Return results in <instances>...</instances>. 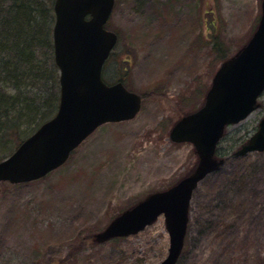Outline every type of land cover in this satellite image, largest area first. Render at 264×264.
I'll use <instances>...</instances> for the list:
<instances>
[{
  "label": "rangeland",
  "instance_id": "374dc122",
  "mask_svg": "<svg viewBox=\"0 0 264 264\" xmlns=\"http://www.w3.org/2000/svg\"><path fill=\"white\" fill-rule=\"evenodd\" d=\"M54 1L0 0L2 16L11 17L13 2L45 13L41 45L23 65L33 85L20 93L6 89L29 107L42 106L32 123L52 117L58 105ZM260 14L261 0H115L106 28L118 41L103 79L139 94L140 112L96 129L46 177L0 183V264H160L169 247L163 216L134 236L99 244L90 238L193 173L194 145L172 143L170 131L205 104L214 73L247 43ZM263 116L264 93L247 119L224 129L222 164L193 192L175 264H264V151L235 155ZM27 128L19 124L0 135V160L29 136Z\"/></svg>",
  "mask_w": 264,
  "mask_h": 264
},
{
  "label": "water",
  "instance_id": "95a60500",
  "mask_svg": "<svg viewBox=\"0 0 264 264\" xmlns=\"http://www.w3.org/2000/svg\"><path fill=\"white\" fill-rule=\"evenodd\" d=\"M114 0H55L52 30L54 63L59 70V104L54 117L0 162V182L25 183L62 165L70 152L105 123L133 119L141 96L122 83L106 85L101 78L116 35L104 29ZM264 91V0L253 35L214 74L205 104L183 117L170 131L174 143L189 142L198 154L192 174L169 189L153 193L115 218L98 242L142 231L160 215L169 235L166 258L175 264L183 247L188 209L197 185L222 164L214 158L224 128L246 119ZM264 151V117L258 131L236 152L243 156Z\"/></svg>",
  "mask_w": 264,
  "mask_h": 264
},
{
  "label": "trees",
  "instance_id": "16d2710c",
  "mask_svg": "<svg viewBox=\"0 0 264 264\" xmlns=\"http://www.w3.org/2000/svg\"><path fill=\"white\" fill-rule=\"evenodd\" d=\"M12 4L14 5L11 17L2 16L3 8H0V135L3 133L5 136L12 131V127L18 128L19 124L24 128L28 127L27 130L32 133L40 124L50 118L48 117L39 123H32L42 106L40 105L38 108L36 106L29 107L23 100H20L18 95L6 92L9 86L20 93L21 90L26 89V86L30 88L33 85L29 86L28 83L32 77L26 69L23 70V65H27L35 47L41 45L39 30L44 31L45 26V22L40 20L41 17H45V13L41 15L34 4L25 3L21 7L16 2ZM53 21L54 19H50V22ZM47 35H49L48 31ZM18 70L21 71L20 76ZM51 103L52 99L47 102V105L50 106ZM52 109V107L48 108L50 112ZM218 146L217 157L221 154L220 143ZM83 245H85L84 242Z\"/></svg>",
  "mask_w": 264,
  "mask_h": 264
},
{
  "label": "flooded vegetation",
  "instance_id": "af4514ba",
  "mask_svg": "<svg viewBox=\"0 0 264 264\" xmlns=\"http://www.w3.org/2000/svg\"><path fill=\"white\" fill-rule=\"evenodd\" d=\"M112 55L110 54L109 58L111 57Z\"/></svg>",
  "mask_w": 264,
  "mask_h": 264
}]
</instances>
